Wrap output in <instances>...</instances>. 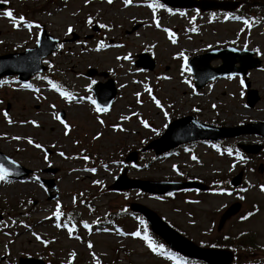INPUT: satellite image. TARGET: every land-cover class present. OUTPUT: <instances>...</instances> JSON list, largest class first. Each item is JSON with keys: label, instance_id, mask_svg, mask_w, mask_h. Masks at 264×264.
I'll use <instances>...</instances> for the list:
<instances>
[{"label": "rangeland", "instance_id": "374dc122", "mask_svg": "<svg viewBox=\"0 0 264 264\" xmlns=\"http://www.w3.org/2000/svg\"><path fill=\"white\" fill-rule=\"evenodd\" d=\"M237 1L243 6L231 12L198 13L170 8V14L165 6L155 13L159 28L153 21L152 10L146 6L149 0H132L128 5L123 0L4 2L6 6L0 9V55L34 46L43 26L68 42L45 59L47 71L36 74L31 81L21 82L16 76L0 79V150L32 170L22 178L0 180V255L4 256L0 264H19L21 256L42 258L46 264H95L96 260L100 264H179L183 259L174 254L171 255L176 259L160 256L147 247L142 237L130 235L140 224L137 213L129 209L131 202L153 209L202 246L228 236L246 235L253 239L256 248L238 250L232 264H264V191L260 187L264 185L263 136L246 133L225 138L221 144L197 140L160 155L152 149H141L159 137L172 118L180 116L194 115L201 122L229 127L264 122V0ZM8 9L15 17L23 15L40 28L13 27L10 18L2 15ZM89 17L91 24L87 23ZM235 17L248 19L249 25ZM139 23L140 27L130 32ZM95 24L107 27L85 39ZM165 28L175 34V43ZM72 32L80 38L72 41ZM101 41L106 47H97ZM227 46L253 50L261 60L259 67L248 72L252 88L260 94L253 107L247 104V90L240 83V75L218 77L197 89L192 72L183 67L184 57L189 59L191 55ZM143 52H149L156 60L154 69L135 65ZM211 64L218 66L221 60L216 58ZM90 68L106 71L114 80L118 93L110 111H96L89 99L94 83L105 80L98 75L87 77ZM50 80L61 82V91L69 92L72 99L53 90L48 84ZM25 83L32 87H23ZM61 110L69 125L67 135L55 118ZM141 120L149 127H144ZM29 138L33 144L28 143ZM36 143L42 147L37 149ZM249 143L263 144V148L255 154L240 150V144ZM228 148L233 150L232 155ZM130 151L138 152L136 162L126 161ZM237 151L240 157L235 155ZM70 154L76 158L71 159ZM74 167L84 170L74 172ZM90 168L96 171H88ZM124 168L129 178L192 177L211 184L213 189L201 193L185 191L171 197L136 189L110 190L108 185ZM241 170L243 183L233 188L230 178ZM43 178L53 179L56 186L50 188ZM23 185L26 187L22 188ZM235 201L242 202L240 212L218 231L222 213ZM57 202L63 216L54 215ZM44 207L47 210L43 211ZM249 212L253 215L240 219ZM69 216L77 224L76 238L67 234L71 227ZM38 221L42 224L35 231ZM85 223L89 227L85 228Z\"/></svg>", "mask_w": 264, "mask_h": 264}, {"label": "water", "instance_id": "95a60500", "mask_svg": "<svg viewBox=\"0 0 264 264\" xmlns=\"http://www.w3.org/2000/svg\"><path fill=\"white\" fill-rule=\"evenodd\" d=\"M164 3L177 6V7H200L203 10L222 8V9H232L237 3L236 2H226V1H216V0H162ZM4 5L0 4V8ZM40 42L37 47L30 48L23 53H16L13 55H7L0 57V60H7L13 66L16 64L15 71H4L0 73V76L3 74H12L17 72L21 78H28L30 75L35 73L36 71H41L44 67L41 65L42 57L48 55L55 47L56 40H52V37L46 33L44 30L41 37ZM216 57H221L224 63L219 67H212L210 62L212 59ZM236 62H240V66H235ZM139 64H142L144 67L153 68L154 61L149 60L140 61ZM191 66L193 68V72L195 78L197 80L196 84L198 87L204 85L207 80L213 79L216 76H221L228 73H239L246 74L248 69L252 67H256L259 64L258 59L252 58V52L248 50L238 51L233 48H229L221 51H212L205 55L197 56L191 60ZM27 65V68H25ZM93 70L90 74L95 73ZM106 75V74H104ZM108 84L111 87V93L106 95L102 92V89L107 85L103 83H98L94 90L96 92L97 98L102 106L109 107L116 90L114 88V84L112 80H109ZM247 87H250V82H247ZM259 100L258 91L255 89H249L248 91V103L250 106H254L255 103ZM198 127V129H194L195 132H184L182 135L171 139L174 134V131L181 127L182 124H188L191 122ZM191 124V123H190ZM264 124H246L244 126H237L233 128L221 127L216 128L213 126H207L205 124H201L196 121L194 117H185L179 120L174 121L167 132L158 140L153 141L149 147H153L156 149L158 153H162L167 151L180 143L191 141L198 138H211V139H222L224 137H233L237 135H241L244 133H262L264 135V130L260 129ZM246 150L257 152L260 147L255 149H251V146H246ZM1 158L5 159L8 163H14L10 159L6 158L2 153H0ZM129 159L136 160V155L134 154ZM6 163V164H7ZM15 164V163H14ZM0 165H3L6 169H8V173H10V168L7 167L3 162L0 161ZM16 165V164H15ZM19 168H22L19 166ZM242 181V173L237 175L232 183L234 185H239ZM189 187H197L201 189H207L208 186L203 185L197 182H157V181H141V180H129L125 176H122L119 181L113 186L114 189H124V188H141L148 192L153 193H169L172 191L189 188ZM241 204L235 203L231 207H229L225 213L223 214L219 228H221L224 222L236 214L240 210ZM132 209L139 211L146 215L149 219L153 230L162 236L169 245L180 251L181 253L189 256L202 259L210 264H229L233 259V253L226 249H215V248H203L197 246L188 238L181 235L179 232L170 227L166 222H164L154 211L143 206L138 203L132 204ZM21 264H44L41 260L35 259H22Z\"/></svg>", "mask_w": 264, "mask_h": 264}, {"label": "snow or ice", "instance_id": "6c2138e0", "mask_svg": "<svg viewBox=\"0 0 264 264\" xmlns=\"http://www.w3.org/2000/svg\"><path fill=\"white\" fill-rule=\"evenodd\" d=\"M0 2H6V0H0ZM87 2H88V0H85V3H87ZM107 2H108V3H111L112 0H107ZM123 2H124L125 5H128V4H130V3L132 2V0H123ZM146 6H147L148 8H150V9L152 10V12H153V21H154V23H155V26H156L157 28L161 27V25L159 24V21H158L156 15H155V13H156L157 9L164 8V7H165L164 4L159 3V0H149V2L147 3ZM166 10H167L170 14H171L172 11H173V10L170 9V8H168V9H166ZM180 14L183 15L184 13L181 12ZM2 15L5 16V17L10 18V20L12 21L13 27H19V26L23 25V27H25V28H27V29H29V30H31L33 27H35L36 29H39V28H40V25H39L38 23L27 21L23 15L19 16L18 18L15 17V16L13 15V12H12L11 9H8V10L4 11V12L2 13ZM228 18H229L228 16H225V19H228ZM235 18L238 19V20H242L243 23H244L246 26L249 25V21H248V19L243 18V17H235ZM192 19L194 20L195 17H193ZM92 22H93V21H92V18L89 17L88 20H87V23L91 24ZM99 27H101V28H105V27H107V25H105V24H100ZM67 31H68L69 33L72 31V27H71L70 25L68 26ZM164 31L168 33V37H169V39L172 40L173 43H175V42H176L175 39H174L175 34L172 33V32H171L169 29H167V28H165ZM39 42H40V41H39V39L37 38V43H39ZM61 47H62V46H61ZM97 47H98V48H103V47H106V45L103 43V41H101V42L98 44ZM179 55L182 56V57L184 56V54H183L182 52L179 53ZM118 59H119V57H118ZM124 59H129V57H128V56H125ZM184 61H185V63H184V65H183V67L185 68V70H186V71H191V69L187 67V57H184ZM165 78H166V77H165ZM0 83H2V82H0ZM50 83H51V82H50ZM240 83L243 85V83H244L243 79H241ZM22 86L25 87V88H31V87H32L31 84H28V83H25V84H23ZM53 87H55L57 91H60V94H61L62 96H64L65 98H67V99H69V100L72 99V95H71L69 92H67V91H61L59 85H53ZM148 91H149V94H151V89H148ZM137 96H139V93H137ZM89 99H91V102H92L94 105H96V111H98V112H104V111H107V108H106V107H101L100 105L96 104V101H95L94 99L90 98V97H89ZM152 99L155 101L157 107H160V102H159V100H156V98H155L154 96L152 97ZM164 115L167 116V112H165ZM4 116L7 118L8 114L5 112V113H4ZM55 118H56V119H57V120L63 125L64 129L66 130V131H65V134L67 135V130L69 129V125H68V124H67V123H66V122L60 117L59 114H57ZM127 118H128V117H121V119H127ZM8 122L11 123L12 121L9 119ZM22 123H23V122H22ZM31 123L35 124L36 122H35V121H31ZM101 123H103V121H101ZM141 123L144 125V127H146V128L149 127V125H148V123H147L146 121L141 120ZM114 127H119V126H114ZM121 130H122V129H121ZM99 135H100V134L98 133L97 136H99ZM14 139L19 140V139H21V137H14ZM28 143H29V144H33L34 142L29 138V139H28ZM34 146H35L37 149H40V148L42 147V145H40V144H38V143H36ZM214 147H218V146L214 145ZM227 152H228L229 155H232V154H233V150H232L231 148H228V149H227ZM60 155H61V156H64V153L61 152ZM235 155H236L237 157H240V153H239L238 151L235 153ZM83 158H84L85 160L89 159L88 156H84ZM45 159H47V155H45ZM192 159L195 160L196 157L193 156ZM241 159H243V157H241ZM173 167L175 168V166H173ZM88 171H90V172H95L96 169H95V168H90V169H88ZM7 175H8V169H6L3 165H0V180H4V179H6ZM36 180H39V177H36ZM93 183H94V184H99L100 181H93ZM260 187H261V191H264V185H261ZM220 191L223 192V191H225V190H224V189H220ZM168 195L171 196V195H173V194H172L171 192H169ZM239 198H240V199H243L244 197H243V196H240ZM73 202H75V197L73 198ZM81 202L83 203V201H81ZM60 207H61V206H60L59 202H57V204H56V209H57V211L54 213V215H55L56 217H59V216L61 215ZM251 215H253V213H252V212H249V213H247L246 216H242V217H240V219H241V220H245V219H247L248 217H250ZM142 223H143V222H142ZM58 226H60V225H58ZM84 227L87 228V227H89V225L85 223ZM73 228H74V226L69 228V233H71V232L73 231ZM34 235H35V234H34ZM130 235L133 236V237H139V236H141V232H140L139 230H137V231H134V232L130 233ZM36 238H37L38 240L40 239L39 236H36ZM142 239H143V241L147 244V247H148L152 252L157 253V254L162 255V256H165V255H166V256H169V258H172V259H176V257L172 256L171 253L168 252V250L165 249V246H164L163 244H158V243L154 242V241L152 240V238L147 234L146 230H145V234L143 235ZM45 243H47V241H45ZM88 248H89V249L92 248V244H91L90 242L88 243ZM95 264H100V261H99V260H96ZM179 264H186V262H184V261H180Z\"/></svg>", "mask_w": 264, "mask_h": 264}, {"label": "bare ground", "instance_id": "6f19581e", "mask_svg": "<svg viewBox=\"0 0 264 264\" xmlns=\"http://www.w3.org/2000/svg\"><path fill=\"white\" fill-rule=\"evenodd\" d=\"M243 113H247V111H244ZM74 172H78V171H82L83 169L81 167H74L72 169ZM26 187L25 185L22 186V188ZM47 210L46 207H44L43 211ZM41 220V219H40ZM41 221H38L36 224H35V228L34 230L36 231L38 229V227L41 225Z\"/></svg>", "mask_w": 264, "mask_h": 264}]
</instances>
